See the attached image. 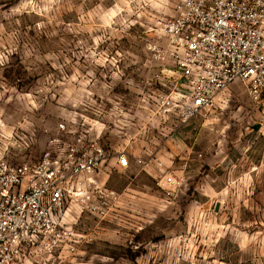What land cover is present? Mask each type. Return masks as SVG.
Instances as JSON below:
<instances>
[{
    "label": "rangeland",
    "instance_id": "rangeland-1",
    "mask_svg": "<svg viewBox=\"0 0 264 264\" xmlns=\"http://www.w3.org/2000/svg\"><path fill=\"white\" fill-rule=\"evenodd\" d=\"M176 2L0 0V160L36 163L45 130L65 147L95 126L100 185L117 195L70 217L91 245L29 264H264V95L237 82L189 126L162 115L171 90L150 48ZM123 150L152 164L121 170ZM168 173L172 198L158 186Z\"/></svg>",
    "mask_w": 264,
    "mask_h": 264
},
{
    "label": "built area",
    "instance_id": "built-area-1",
    "mask_svg": "<svg viewBox=\"0 0 264 264\" xmlns=\"http://www.w3.org/2000/svg\"><path fill=\"white\" fill-rule=\"evenodd\" d=\"M157 29L164 44L153 43L150 51L164 69L156 78L171 90L160 96V111L175 115L176 127L207 116L237 82L254 101L264 95V0H177L173 15L160 19ZM58 132L77 133L66 124ZM96 133L88 125L85 136L61 147L60 136L45 130L47 146L36 163L0 160V264H29L38 253L73 254L94 242L92 235H78L70 217L77 209L90 210L96 197L117 199L100 185L108 152ZM152 161L117 153L121 170L133 163L148 168ZM180 185L171 173L158 181L169 198Z\"/></svg>",
    "mask_w": 264,
    "mask_h": 264
},
{
    "label": "crops",
    "instance_id": "crops-1",
    "mask_svg": "<svg viewBox=\"0 0 264 264\" xmlns=\"http://www.w3.org/2000/svg\"><path fill=\"white\" fill-rule=\"evenodd\" d=\"M172 119H176L177 120V117L174 115V116H172L171 117ZM95 130H96V132H97V130H98V128L97 127H95ZM154 140H156V139H154ZM155 142V141H154ZM151 143H152V140H151ZM134 144H137L136 142L134 143ZM153 144V143H152ZM117 166H118V164H117ZM132 166H134V164H132ZM118 168H119V166H118ZM132 168V167H131ZM120 169V168H119Z\"/></svg>",
    "mask_w": 264,
    "mask_h": 264
}]
</instances>
